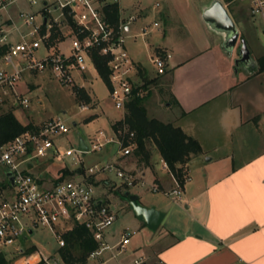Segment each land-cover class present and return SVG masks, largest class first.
<instances>
[{
  "label": "crops",
  "instance_id": "0c3cea01",
  "mask_svg": "<svg viewBox=\"0 0 264 264\" xmlns=\"http://www.w3.org/2000/svg\"><path fill=\"white\" fill-rule=\"evenodd\" d=\"M213 1L166 0L167 3L162 4L158 0L155 10L162 8L155 20L159 24L154 26L136 25L140 20L147 19L150 9L144 11V8H140L141 13L137 16L136 9L121 0L125 14L136 15L126 39L133 36L145 39L152 31L161 30V21L164 23V33L174 29L182 34L188 28L195 36V41L190 43L195 49L192 54L186 53L184 49V46H188L183 43L186 38L174 40L172 44L167 41L154 48L152 55L161 51L170 54L167 70L162 75L150 74L151 66L156 69L152 62L153 56L150 64L135 60L139 70L137 80L144 83L145 80L161 77L162 84L167 82L169 99H166V106H176L175 116L153 117L180 126L200 142L203 150V154L193 155L185 164L184 171L189 179L184 181L180 195L169 194L176 187V177L164 165V159L157 149H151L148 161L140 162L136 156L139 163H145L152 169L151 160L154 158L156 171L148 169L136 173L149 183L155 182L161 191L172 196L171 201L161 207L155 203H144L139 194L133 193L139 196V203L147 207L155 206L165 214L160 225L163 233L156 239L159 242L156 261L150 262L144 249L147 244L133 248V253L139 255L135 258L142 257L143 264H264V73L249 74L240 67L242 62L235 68L238 58V51L235 50H238V46L228 51L223 44L227 34L214 29L203 18V11ZM230 2L225 4L230 5ZM235 8V13H239L240 7L237 5ZM18 9L9 10V13L14 17ZM251 15L240 12L238 19L240 24L245 25L242 36L254 44L258 39L255 29H251L249 24L256 28L262 18H257L256 14ZM132 24L136 25L135 28L140 26L137 36L131 34ZM146 26L151 30L142 36L141 29ZM60 43L57 45L62 50ZM260 56L257 54L255 57L258 59ZM92 71L94 76L99 75L97 70ZM239 73L241 76H238ZM78 74L81 83L75 79V85L85 86L86 80L90 81L89 76L86 73ZM147 109L152 116L149 107ZM56 143L60 145L58 139ZM251 144L259 148L256 152L248 153L245 148ZM205 147H210L209 152L215 155H206ZM114 155L109 157L114 158ZM205 157L218 168L208 170L202 165L200 160ZM50 159L59 162L54 157L46 161ZM193 161L199 162L196 169L199 171L191 175L190 164ZM66 162L69 164V161ZM38 164L39 161L32 169L37 170L42 177ZM49 181L46 182L52 180ZM128 189L126 191L131 192ZM118 219L117 215L110 229L112 242L120 238L124 228L139 226L132 218L126 220V226L117 223ZM106 259V264H109L114 258L108 254ZM116 263L124 264L118 259Z\"/></svg>",
  "mask_w": 264,
  "mask_h": 264
},
{
  "label": "built area",
  "instance_id": "2783aa9c",
  "mask_svg": "<svg viewBox=\"0 0 264 264\" xmlns=\"http://www.w3.org/2000/svg\"><path fill=\"white\" fill-rule=\"evenodd\" d=\"M251 2L252 13L264 20V0ZM115 4L119 18L117 22H112L107 9ZM13 5L19 8L20 23L9 13ZM4 13L8 14L4 16ZM135 19V14H125L121 0H0V46H6L0 58L3 62L0 67V105L9 101L12 105L28 106L29 99L17 90L26 71L51 69L62 84L73 85L75 71L85 74L89 70H97L93 55L98 53L107 58L111 82L109 90L115 106L125 111L127 101L143 84L137 80L138 64L125 44L130 24ZM153 24L158 26L159 22ZM55 29L72 36L69 53L60 50L58 45L48 43ZM150 30L148 26L142 28L141 35H147ZM42 46L46 54L39 58L36 53ZM169 58L170 54L166 51L152 57L158 75L166 72ZM90 64L94 66L92 69ZM137 94L144 95V89ZM79 107L88 110L91 105L81 101ZM68 132L65 121L56 116L35 129L0 143V178L2 173L5 176L0 179V258L6 260L5 264L11 259L10 247L27 238L35 226L48 227L62 247L65 245L64 233L76 224L85 225L98 242V248L90 253L89 258L106 264L108 254L110 258H115L127 250L138 230L126 227L118 240L111 241L110 229L117 220V213L109 203L95 197L90 177L110 172L121 178L122 185L127 188L141 184L152 191L161 190L155 182H147L135 171L123 169L113 160L88 167L84 165L81 178L50 183L44 181L32 170L40 158L54 157L59 162L72 159L75 164L72 167L79 168L83 161L76 156L77 152L102 150L115 143L118 157L123 158L133 155L137 147L136 134L126 123L113 128L112 133L99 130L91 141V149L88 147L87 151L65 148L56 143L58 137ZM164 165L168 167L165 161ZM188 179L185 173L184 180ZM181 193L182 185L176 179V187L169 194ZM18 246V252L22 253L25 247ZM37 264L67 263L58 252L49 257L42 256ZM133 264H143V258H135Z\"/></svg>",
  "mask_w": 264,
  "mask_h": 264
},
{
  "label": "rangeland",
  "instance_id": "374dc122",
  "mask_svg": "<svg viewBox=\"0 0 264 264\" xmlns=\"http://www.w3.org/2000/svg\"><path fill=\"white\" fill-rule=\"evenodd\" d=\"M124 4L129 6H133L136 9V14L139 16L141 13L140 8H144V11L150 9V14L147 19H142L136 25L141 24H153L154 21L159 17V11L162 8H158L155 10V5L158 0H122ZM194 1V0H193ZM196 1V0H195ZM231 0H226L225 3L230 2ZM162 4L167 3L166 0H159ZM231 4H225L230 14L233 13V19L237 24L239 30L241 31V37L244 32L243 23H239V15L240 12L244 13V15H248L252 17L253 14L251 10L252 2L251 0H235L230 2ZM240 7L239 13H235V6ZM16 5H13L9 8V10H16ZM35 9V8H34ZM18 15L17 13H15ZM7 14L4 13V16ZM15 20L20 23L17 16ZM255 15V14H254ZM261 17L260 15H255ZM247 17V16H246ZM38 20L41 19L40 15L37 16ZM262 18V17H261ZM159 20V19H158ZM160 21V20H159ZM135 24H132L131 34L137 36L140 26L135 28ZM251 29H255L257 42L252 44V42H248L249 48L251 49V60L249 62H242L240 64L241 68L246 69L249 74L256 73V55H262L264 53V20L262 18L261 23L257 22L256 28H254L251 23L249 24ZM161 30L158 29L152 31V33L142 38L141 36H137L135 38L126 39V47L130 53V55L134 58V60L141 61L143 63H149L153 53L154 48L158 45H162L163 43L169 41L172 44V41L186 38L183 43L188 45L184 46L186 53L192 54L195 52V49L191 47L190 43L195 41V36L193 35V31L186 28V33L178 34L174 29L173 31H168L164 33V23L161 21ZM16 39H19L16 36ZM71 39L72 36L68 33L66 39L61 41L60 47L66 53L70 52L71 49ZM240 43L238 46V57H240L239 49ZM252 48L254 51H252ZM237 49V48H236ZM46 54V49L42 46L37 51V57H44ZM249 64V65H248ZM251 64V65H250ZM3 65V62L0 61V67ZM94 66L90 64V69ZM235 68L237 69V63L235 61ZM89 76V80H86L85 86H79L74 81L73 85H64L54 76L51 69L44 70H33L26 71L23 75V78L17 85V90L23 96L29 99V104L27 107L25 106H17L12 105L11 102H5L6 104L0 105V113L12 110L15 115H18L23 122L33 123L38 125L39 123H43L44 121L60 116L67 126L69 127V132L58 137V143L65 148H75L78 149L80 145V140L83 139L85 144L91 149L92 140H90L92 135H97L99 130H105L109 133H112L114 128V123L118 120L122 119L123 111L120 108L115 106V103L110 95V90L106 83L101 79L99 75H93V71L89 70L86 72ZM151 75H157V71L154 67L150 68ZM238 76H241L239 73ZM74 77L77 83H81L79 78V74L77 71L74 72ZM155 82L149 84L146 88L147 92L150 91V96L145 100L146 107H149L150 114L153 116H157L159 118L172 117L176 115V106L167 107L166 99H169V95L167 92L166 81L162 84L161 77L155 78ZM164 85V86H163ZM83 87L92 97V102L90 103L91 108L88 110H81L79 107L80 101L78 100L75 94V87ZM147 94V93H145ZM144 94V95H145ZM147 107V108H148ZM125 115V113H124ZM263 131V130H262ZM264 132V131H263ZM254 136V135H253ZM255 138H258L255 135ZM246 147V146H245ZM259 147L254 146L253 144L247 146L245 150L248 153L256 152ZM150 149H155L153 144L150 145ZM207 153L206 155L214 156L215 153H210V147H205L204 149ZM115 153L114 158H110L109 155ZM117 145L110 144L102 150L97 151H88V152H77L76 156H80L82 158L85 166H91L95 163H104L107 161H114L115 164L119 165L123 169L134 170L137 172L138 170H152L156 171V161L151 160V167H148L145 163H139L138 158L135 154L128 157H118L117 154ZM204 151V152H205ZM203 154V153H201ZM205 154V153H204ZM205 155V156H206ZM113 156V155H112ZM110 158V159H108ZM49 158H40L39 160V171L42 174L44 180H68L72 178H81L82 174L77 172V168H71L74 164V160L70 159L69 164L67 162H53V159L46 161ZM202 161V162H201ZM202 165L207 167L208 170H212L214 168H218L215 164H212L211 161L208 162L207 158H202L200 160ZM82 166L84 168V165ZM139 163V164H138ZM73 164V165H72ZM70 165V166H69ZM201 165V164H200ZM199 166L198 161H193L190 164V174L193 175L197 167ZM81 167V166H80ZM70 169L73 171L71 174H64V169ZM4 170V168L2 167ZM33 170V169H32ZM36 174H39L37 170H33ZM85 171V169H84ZM3 172V171H2ZM104 177V178H103ZM5 176L2 173L0 179H4ZM94 186L95 189V197L97 199H102L106 203H109L111 206H114L116 213L118 215L119 224H124L126 226V220L132 218L139 225L136 227L138 232L134 235L132 242L128 246L127 250L123 253L117 255L109 264H117V259L121 260L124 264H133L134 258L136 255L133 253V248L143 247L145 246V251L147 256L150 257V262L153 263L156 261L155 254L156 249L158 248V240H156L162 232V226L157 230H152L148 228L144 223L140 222L135 218V214H133L132 207L130 205L128 196L123 195V193L128 189L126 186L122 185L121 178L117 177L115 173L103 172L98 173L95 176L90 177L89 179ZM49 181V182H50ZM130 193L139 194L142 202L148 204H159V206L164 207L168 204L172 196L166 195L164 191H152L147 186H143L138 184L136 186L130 187ZM164 224V223H163ZM132 227V225H130ZM135 227V226H133ZM154 238V239H153ZM153 239V240H152ZM149 243V244H148ZM25 247L22 253H19L20 250L19 245ZM34 246V247H33ZM60 246L58 240L54 233L46 226L38 225L35 226L32 233H29L27 238L22 239L15 246L10 247V257L11 259L7 262V264H37L40 259L43 257H49L50 255L57 254L59 252ZM140 258V257H138ZM86 264H99L94 259H88ZM150 264V263H148Z\"/></svg>",
  "mask_w": 264,
  "mask_h": 264
},
{
  "label": "trees",
  "instance_id": "16d2710c",
  "mask_svg": "<svg viewBox=\"0 0 264 264\" xmlns=\"http://www.w3.org/2000/svg\"><path fill=\"white\" fill-rule=\"evenodd\" d=\"M107 12L112 22L118 21L117 4L107 9ZM65 39L66 35L55 29L48 39V43L56 46ZM5 50L6 46H0V57ZM93 60L99 76L111 89L110 68L107 64V58L94 53ZM256 73H264V54L256 61ZM155 80V78L145 80L141 86L135 89L134 96L126 103L124 117L114 123L113 126L117 129L119 125L126 123L130 130L135 132L137 147L134 154L139 158L140 162L149 160L151 155L150 145L153 144L168 164L172 174L183 185L185 181V164L193 155L202 153V146L196 138L187 134L180 126H176L171 122H164L157 117L149 115L145 100L150 96L151 92L148 91L145 95H138L137 92L140 89L147 88ZM74 90L80 102H92L91 95L83 87L76 86ZM36 127L37 125L33 123L23 124L12 110L2 112L0 113V143ZM76 170L81 174L84 173L83 166ZM72 172L68 168L64 169V174H71ZM123 195L127 196L126 193H123ZM64 238L65 245L60 247L59 253L67 264H86L90 253L98 248V242L93 238L88 228L82 224H76L72 230L65 232ZM5 263L6 260L0 258V264Z\"/></svg>",
  "mask_w": 264,
  "mask_h": 264
},
{
  "label": "water",
  "instance_id": "95a60500",
  "mask_svg": "<svg viewBox=\"0 0 264 264\" xmlns=\"http://www.w3.org/2000/svg\"><path fill=\"white\" fill-rule=\"evenodd\" d=\"M225 1L226 0L213 1V3L203 11V18L211 24L214 29L227 34L223 44L228 51H232L239 43L241 44L239 49L240 57L236 59V63L237 65H239L240 62L247 63L251 60V50L247 40L240 36L238 27L227 9ZM79 149L83 151L88 150V146L83 139L80 140ZM126 195L128 196L135 216L148 228L157 230L165 217L164 212L157 209L155 206L147 207L139 203V196L137 194L126 191Z\"/></svg>",
  "mask_w": 264,
  "mask_h": 264
}]
</instances>
